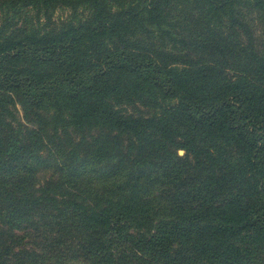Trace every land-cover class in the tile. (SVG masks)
I'll return each mask as SVG.
<instances>
[{
    "label": "trees",
    "instance_id": "1",
    "mask_svg": "<svg viewBox=\"0 0 264 264\" xmlns=\"http://www.w3.org/2000/svg\"><path fill=\"white\" fill-rule=\"evenodd\" d=\"M194 1L208 25L186 48L206 56L200 59L132 43L124 33L139 12L125 16L109 0H89L90 18L79 24L0 32V236L55 207L53 216L87 231L82 249L93 264H122L115 236L145 254L141 261H162L177 250L182 264H256L264 247V43L244 21L214 22L233 14L240 0ZM244 1L264 13V0ZM145 8L161 19L154 17L156 1ZM119 33L120 43L102 42ZM157 93L176 104L150 116L120 108ZM15 98L55 128L99 124L128 134L136 151L128 172L117 168L125 177L103 193L86 191L74 146L62 166L67 193L61 200L39 194L42 161L35 155L44 135L41 129L22 135L7 119ZM157 184L172 214L155 220L149 193Z\"/></svg>",
    "mask_w": 264,
    "mask_h": 264
},
{
    "label": "rangeland",
    "instance_id": "2",
    "mask_svg": "<svg viewBox=\"0 0 264 264\" xmlns=\"http://www.w3.org/2000/svg\"><path fill=\"white\" fill-rule=\"evenodd\" d=\"M153 1H156L154 17L158 12L161 15L159 21L151 19L152 15L145 8ZM240 1L233 14L222 15L221 19L216 18L214 22L225 21L224 26L233 17L235 23L244 21L253 29L256 36L262 39L261 43H264V13L244 0ZM109 2L112 8L124 11L125 16L139 12L138 22L131 24L124 33V37L132 43L152 49L158 47L166 51L172 49L171 52L175 54L189 53L194 59L206 57L200 51L186 48L187 43L200 40L208 25L207 18L198 17L201 7L197 6L194 0H109ZM90 12L89 0H0V32L22 34L30 29H37L40 32L55 31L65 24H79L88 20ZM120 41L121 33L102 42L114 46ZM175 104L176 100L157 93L124 103L120 108L126 113L150 116L163 112ZM7 107L10 112L5 115L19 133L23 135L34 129H41L44 135L45 142L37 144L39 150L35 155L42 161L40 164L37 163L39 194L61 200L67 193L70 187L65 186L63 182L62 166L74 146H77L86 169L79 183L93 195L110 190L115 180L125 177V174L118 175L121 173V170H117L118 167L129 171L128 159L135 153L136 147L131 145L128 134L118 133L99 124L79 129L72 124L64 123L55 128L51 121L40 123L36 111L28 113L24 104L16 98L9 102ZM42 111L46 112L45 109ZM115 144L117 148H112ZM177 154L181 157L188 156L183 148H179ZM191 171L192 169L188 168L185 174ZM99 178L104 180H98ZM160 192L162 184H157L149 193L154 200L155 220L172 214L167 198ZM56 214L58 212L55 207L41 209L34 221L16 223L10 226L11 228L7 226L4 234L0 236L2 239L0 249L3 250L1 257L4 258L5 264H93L92 257L82 249V238L88 235L87 231L80 226L76 227L77 222L74 219L63 217L59 219L53 216ZM65 225H68L70 230H67ZM143 225V229L150 231V228H145L147 223ZM150 225L151 222L149 227ZM103 232L99 231L97 234L102 235ZM112 246L122 264H182L180 256L176 255L179 252L177 250L162 261L151 259L141 261L139 258L146 255L121 236H115ZM177 247L178 244L173 243L171 250ZM197 264H207V261L201 259ZM256 264H264V247L258 252Z\"/></svg>",
    "mask_w": 264,
    "mask_h": 264
}]
</instances>
